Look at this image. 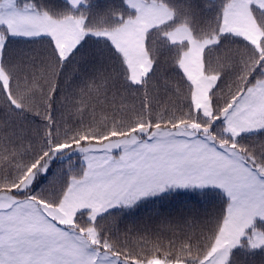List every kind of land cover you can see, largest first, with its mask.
<instances>
[{"label": "snow or ice", "instance_id": "1", "mask_svg": "<svg viewBox=\"0 0 264 264\" xmlns=\"http://www.w3.org/2000/svg\"><path fill=\"white\" fill-rule=\"evenodd\" d=\"M0 264H264V0H0Z\"/></svg>", "mask_w": 264, "mask_h": 264}, {"label": "trees", "instance_id": "2", "mask_svg": "<svg viewBox=\"0 0 264 264\" xmlns=\"http://www.w3.org/2000/svg\"><path fill=\"white\" fill-rule=\"evenodd\" d=\"M99 3L103 4L106 2V0H98ZM58 166V165H56ZM54 166V168L56 167ZM198 197L196 196L195 193H188L185 192L181 196L175 197V199L172 201L173 204H187V205H194L197 201ZM159 209V202L155 206L149 205L146 209H143L140 213L141 216H147L149 213L154 212L155 210Z\"/></svg>", "mask_w": 264, "mask_h": 264}]
</instances>
